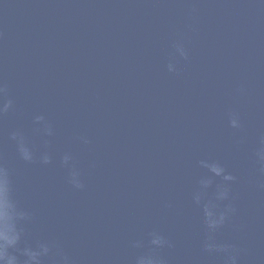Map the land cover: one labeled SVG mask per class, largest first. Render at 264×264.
Listing matches in <instances>:
<instances>
[{"label":"water","instance_id":"obj_1","mask_svg":"<svg viewBox=\"0 0 264 264\" xmlns=\"http://www.w3.org/2000/svg\"><path fill=\"white\" fill-rule=\"evenodd\" d=\"M9 260L264 264V0H0Z\"/></svg>","mask_w":264,"mask_h":264},{"label":"clouds","instance_id":"obj_2","mask_svg":"<svg viewBox=\"0 0 264 264\" xmlns=\"http://www.w3.org/2000/svg\"><path fill=\"white\" fill-rule=\"evenodd\" d=\"M233 126H236L235 121H233ZM212 226L215 227V224H213ZM33 258H34V256H33ZM8 264H15V261L14 260H9Z\"/></svg>","mask_w":264,"mask_h":264}]
</instances>
